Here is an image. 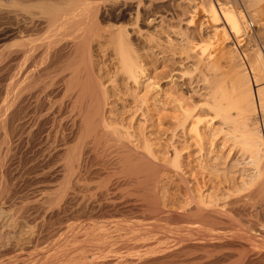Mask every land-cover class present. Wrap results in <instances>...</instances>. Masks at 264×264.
Segmentation results:
<instances>
[{
	"label": "bare ground",
	"instance_id": "1",
	"mask_svg": "<svg viewBox=\"0 0 264 264\" xmlns=\"http://www.w3.org/2000/svg\"><path fill=\"white\" fill-rule=\"evenodd\" d=\"M155 2L157 0H0V8L14 6L10 12L4 9L2 12L0 9V20L2 17L11 19L14 28L11 27L13 35L10 37L20 38L19 45L16 44L17 49L12 51V58L9 56L13 69L11 76L7 78L5 95L0 106V130H3L5 135L4 139H0V154L9 149V145H6L8 133L10 132L11 138L17 136L16 125L20 129L24 126L26 135L24 133L21 135L30 137L37 133L36 128L42 121L43 123L50 121L52 127L42 139L46 144L43 143L44 146L51 151L55 150L54 156L61 157L62 162L59 164V158L56 165L58 167L54 166L58 168L57 173L54 171L55 175L64 182L60 180L61 185L64 184L61 190L64 193L60 192V196L62 195L60 201L62 197L65 199L69 197V191H74L80 207L77 209L83 211L81 208H87L89 212L91 210L92 215L101 214L105 209L117 212L118 208L128 207L146 213L147 216L149 214L150 218L148 227L137 226L127 229L121 225L120 227L124 229L118 228L114 222L97 227L93 221H81L71 235L66 232L49 235L48 247H44L45 249L41 248L44 244H39L42 240L38 242L40 237L38 241H29L19 250L7 248L6 252L10 256L6 254L7 258L3 262L0 261L1 264H252L264 258L263 223L256 232H250L252 228L249 231L216 229L217 227L212 224L233 225L235 219L233 213L232 216L214 208L207 209L212 206L209 204L208 207L205 206L206 202L202 204V200L197 201L196 196L195 198L190 196L192 206L187 212L198 216L197 218L202 219L201 222L207 223L204 226L209 225V228L189 227L186 230L161 231L158 228L154 229L156 225L153 226L154 222L153 224L150 222L162 217L174 221L186 217V214L183 216L184 212L179 214V211L160 206L157 197L159 173L170 168L183 182H187L181 170L187 168L190 157L184 156L187 151L184 152L183 149L186 148L182 149L177 144L180 141H176V134L180 129L185 135L186 126L193 125L194 128L188 131L193 132L194 129L193 133L195 135L197 133L202 139L200 135L202 130L198 132V125L206 118L209 119L205 122L217 126L230 137L232 135L229 139L234 140H232L235 142L233 143L235 146L232 144L234 147L238 142L241 143L240 147L243 146L244 149L241 148L242 151L250 158L249 164L256 170L257 183L254 184L264 193V133L262 134L261 129L257 127L259 125L257 121L254 122L257 111L264 113V60L262 53L254 51L247 54L248 62L243 64L237 49L229 45L234 40L241 48V44H244L241 43L242 35L248 36V31L255 27L250 18L258 16V19L253 20H259V15L264 13V0L243 1L246 2L244 4L249 12L260 13L259 15L256 13V17L248 14L250 20L235 9V4V7L231 6L225 0L215 2L206 0L205 4L192 3L193 0H162L161 3H169L168 7L176 5L180 8L182 4L189 5L188 8L184 5L185 9H180L181 14L177 16L176 21L181 28L179 31L175 30L178 36L197 34L204 29L206 31L204 35L214 40L209 42L216 44L222 37L226 45L222 48L223 45L222 49H217L218 51L213 46L215 52L209 53L207 51L210 45L204 46L205 43L201 39L203 45L194 43L197 47L185 39L176 42L181 51L179 57L181 56L183 60L180 59L182 60L180 70H175L173 74H168L167 71L159 74L161 69L159 73H155L151 70L150 63L144 58L143 60L136 50V46H140L138 41L142 40L145 34H148L150 42H153L155 40L153 30L166 21V16L159 17L157 15L160 13L154 12ZM114 14L118 17L133 18V25L130 28L127 26L114 28L112 25L111 28L109 26L104 28L105 21ZM7 22L11 24L10 21ZM29 28L32 30L29 31ZM258 29L257 31L264 35L263 23ZM35 30L43 33L37 36L38 32L34 33ZM162 33L169 34L165 30ZM170 36L172 35H169V38ZM98 42L104 43L105 56H109L110 62L116 64L115 75L110 76V79H120V83L123 82L125 87L137 90V93L130 94L129 90L124 92L122 86L114 85L116 94L122 101L120 106H123L116 114L109 110L111 106L109 107L107 83L104 85V81H101L103 79L97 76L98 65L93 54L96 50L93 48ZM153 43L151 49L156 51L158 47ZM186 65L188 67L190 65L194 72L186 71V68H183ZM177 80L180 84H175ZM163 86L164 96L161 98L163 105L160 107L161 104H157L158 107L155 103H150L157 100L152 99L149 93L152 89L160 91ZM173 87H177V90ZM141 92L145 93L141 96ZM22 106L26 110L21 112ZM168 106H171V110L176 112L175 115L178 113L179 117H168L172 113L163 115V110ZM170 118L177 121V124L175 123L177 127L171 129V134L168 133L169 128L162 127V124H170L167 122ZM170 120L172 122V119ZM172 125L173 123L170 126ZM199 137H196L197 140ZM21 141L18 140L19 143ZM199 143H202V140ZM5 176H9L8 172L0 165V181L6 178ZM4 185H7V180ZM124 187L132 188L137 195L133 194L134 198L129 195L128 198L132 199L122 203L123 199L120 200L117 196ZM8 192L7 189L0 191V203L3 205L7 204L10 198ZM45 192L39 189L31 202L42 203L41 199L47 195L43 196ZM263 197L260 205L262 218L257 217L261 220H264ZM110 198L120 203H114ZM32 207L39 209L40 206ZM20 210L12 211V215L15 213V217L20 218ZM187 217L189 218V215ZM196 223L198 225V221ZM35 227L37 229L38 226ZM34 237L32 236L33 239ZM50 239L52 242L49 244ZM69 243L74 245L72 249L67 248ZM39 246L41 250L37 249L38 251L34 253L31 251ZM14 253L16 255H13Z\"/></svg>",
	"mask_w": 264,
	"mask_h": 264
},
{
	"label": "rangeland",
	"instance_id": "2",
	"mask_svg": "<svg viewBox=\"0 0 264 264\" xmlns=\"http://www.w3.org/2000/svg\"><path fill=\"white\" fill-rule=\"evenodd\" d=\"M111 1H116V0H111ZM158 1L159 0H157V2H155V5L153 6V7H155L154 12L155 13L157 12L156 14L160 13L157 15L159 17H161L160 15L166 16L167 22L165 21V23L162 26L158 25L156 27L157 30H156V28L154 30L152 29L153 34H154V38H155V40L153 41L154 43L150 42L149 38L147 37L148 34H145L143 39L142 40L140 39L138 41L140 46H136L137 53L140 54L139 56L142 59L144 58L145 61L150 63V67L152 68V69L151 68L150 69L152 71H154L155 73H159L160 69L162 71L160 70L161 72L159 74H161L163 72L165 73L166 71H167L166 73H168V74H173L175 72V70H180V63L183 59L181 56L179 57L181 51H179L180 49H179V46L177 45V43L181 42L183 39L187 40L191 45H194V47L196 45H200L198 43H201V41H203L205 43L204 46L207 47L208 45H210V47L208 46L209 48L207 51L209 53H213V51L215 52V50L218 51L217 49H222L226 46L225 42H224V38H222V37L220 38V40L218 42L215 40L216 44H215V42H214V44H212V42L214 40L212 41L211 38H209L207 35L206 36L204 35V34H206V31L204 29L203 30L199 29V30H201V32L198 31L199 33H197V34H185L184 36L179 35L180 36L179 37L177 32H175V30L179 31V29H181V28L178 27L180 25L176 20H177V16H179L181 14L182 10H180V9H183L184 8L183 6L185 4L184 5L182 4L181 5L182 7H180V8L176 5H170L172 7L171 8V7L167 6V5H169V3L168 4H166L164 2L161 3L162 0L159 2ZM193 1L194 2H192V3H197V2H199V3L205 2L206 3V0H197V1L193 0ZM211 1H213V0H211ZM225 1L227 3H230L231 6H234V4H235V6L237 7L236 8L234 6L235 9L238 12L241 11V14L243 13L244 15H246L247 20L251 19L250 21L254 22V26H255L254 29H252L250 31L247 30L248 36H246V34L242 35V38H241L242 42L241 43H244V44L240 43L242 45L241 48L238 46V44L236 42H234V40H232L231 43H229V45H231V47L234 46L233 48L237 49V53H238L239 57L241 56L240 59H243V60H241L243 64H247V62H248L247 61V54H250L254 51H257L260 54L262 53L261 56H263V60H264V35L260 34L257 31V30H259L258 28H259L260 24H262V23L264 24V13L262 12V14H260V13L256 12L257 15L260 14L259 20L260 19L261 20L260 21L255 20L256 21L255 22L253 19H258V16L256 17V15H255L256 13H251L252 11L249 12L250 10L248 11L247 10L248 8L246 9V5L244 4L246 2H243L244 0H236V1L235 0H225ZM214 2H215V0H214ZM158 6L159 7L161 6V7L159 8ZM188 6L189 5H187V6L185 5L186 8H188ZM12 7H14V6H8V8L3 7L0 9H2V12H3V9L7 10V11L9 10L8 12H10L12 10ZM15 8H13V9H15ZM238 8H239V10H238ZM7 11L6 12L4 11V12L7 13ZM35 11H37V10H35ZM248 14H250V16H252V17L255 16L256 18H254V17L250 18V16H248ZM173 15L174 16L176 15V16L174 17ZM171 18L172 19L174 18L173 21ZM2 20H3V22H2ZM2 20H0L1 21L0 22V60L3 62L2 63L0 61V68L2 70V71L0 70V106H1L2 97L5 95L6 84L8 82L9 77L11 76L12 69H13V67H11V65H13V63H11L12 59H10V57L13 53L12 51L13 50L15 51L17 49L16 44L18 43V45H19V43H20V38H18V37L16 38V36L10 37L11 34L13 35L12 29L14 28V25L12 24L11 19L2 17ZM7 21H10L11 24ZM257 21L259 22V24ZM133 23H134L133 18H131L129 16H127V17L119 16L118 17L117 15L115 16V14H114L113 17L108 18L103 25H105L104 28H106V27L111 28L112 26H114V28L115 27L116 28L125 27V26H127V28H130L133 25ZM246 26H247V23H246ZM11 27H12V29H11ZM165 27H167L168 29ZM22 28H24V25H22ZM30 29L32 30V28H29V31H30ZM247 29H248V27H247ZM164 30L168 31L169 34L168 35L163 34L162 32ZM203 31H204V33H203ZM36 32H38L37 36H39L40 33L41 34L43 33L42 31L39 32V31L35 30L34 33H36ZM8 34H9V36H8ZM176 34H177V36H176ZM163 35H165V37ZM169 35H172V36H170V38H169ZM186 35H189V37ZM193 35H195V36H193ZM197 35L198 36L200 35L201 37L200 36L198 37ZM173 36H175L176 38ZM185 36H186V38H185ZM157 37H160V38L158 39ZM195 37H197V38H195ZM248 37H249V39H248ZM163 38L167 39L168 41L170 40V41L169 42L167 40L165 41V39H163ZM17 39H19V40H17ZM172 39L173 40L175 39L174 42L175 43L177 42V43L175 44L172 41ZM176 39H178V41ZM200 39H201V41H200ZM210 40L212 42H209ZM155 42H156V44H155ZM203 42L201 43V45H203ZM99 43L100 42L95 43L94 48H93V50H96V51H93V54H94V57L96 58V59L95 58L94 59L96 60V63L98 65L97 70H96L97 74H98L97 76H98V78L103 79V80H101L102 82L104 81L103 84L107 83L106 84V90L108 89L107 92H108V96H109V104H110L109 107L111 106L109 108V110L111 111V113L114 112L116 114L120 111V109L123 106H120L122 104V101L119 100V96L116 94L117 90H115V88H116L115 86H119V85H120L119 87L122 86L123 87L122 89L124 90V92L126 90L127 91L129 90L128 93H130V94L137 93V90H136V88H133V87L130 89H129V87H125L124 86L125 84L123 85V82H122V84L120 83L121 82L120 79L114 78V80H116L117 82L114 81L112 78L110 79V76L114 77V75H115L114 70H115L116 64L113 63L112 61L110 62L111 58L109 56H105L104 43L103 42H101L102 44H99ZM149 43H151V44H149ZM152 43L154 46L157 45L158 48L156 49V51L151 49ZM206 43H211V44H206ZM220 43H222V44H220ZM226 43H228V41ZM100 45L103 46L102 47L103 49L101 48ZM213 46H214L215 50L213 49ZM211 48H212V50H209ZM242 55L245 59L242 57ZM180 59H182V60H180ZM178 61H179V63H178ZM175 62H177V63H175ZM174 64H176V66H178V67H176ZM244 66L247 67V65H244ZM189 67H190V65H189ZM189 67H188V65H186L183 68L184 69L186 68V71H189V72L191 71L193 73L194 72L193 68H191V67L189 68ZM9 70H11V72ZM109 70H110V72H109ZM171 70H174V71H171ZM248 70H246V72L251 77V74L249 73ZM170 71L172 73H170ZM230 75L232 76L231 72H230ZM178 81L179 80H177L175 84H180V81L179 82ZM113 82H116V83L113 84ZM111 84L113 85V87ZM163 88H164V86L161 88L160 91H158L157 89L150 90V93H149L150 97L152 99H154L155 101L157 100L156 102L151 101L150 103H155L156 105L161 104L160 107L163 105L161 103L162 102L161 98L163 99V96H164V93L162 92ZM174 89L177 90V87ZM144 93L145 92H141L140 95L142 96ZM186 98L188 99L187 96H186ZM131 99L133 100V98H131ZM188 102L190 104V101H188ZM124 105H126V104H124ZM119 106H120V108H119ZM22 107H24V106H22ZM22 107L20 108L21 112L26 110L25 107H24V109ZM170 107L169 106H168V108L165 107V109L163 110V112H164L163 115H168V114L172 113V115H168V117H171V116L179 117V115H177L178 113L175 115L176 112L171 110ZM165 111H167V113ZM261 113H262V111H260V110L256 112L257 115L254 117V119H255L254 122L256 123V121H257V123L259 124V125H257V127H259L261 129V132L263 134L264 133V128H263L264 113L263 114H261ZM170 119H172V122ZM170 119L169 120L167 119V122L168 123L170 122V124H162V127L164 129L169 128L170 131L168 130V133L171 134V131L174 130L175 127H177V125H176L177 121H175L174 118H170ZM208 119L206 118L205 121H208ZM205 121L203 122L204 124L201 123L198 125V127H199L198 132H200L202 130L201 131L202 133L200 132V135H202L203 138L201 139L199 137V135H197V133H196V135L199 137L200 141L202 140V143H199L200 142L199 139L197 140V138H196L197 136L194 134L195 133L194 129H193L194 133L190 132L192 130V128H194L193 125H191V126L187 125L188 127L186 126V132L187 133H185V135H184V133H182V131L180 129H178L179 130L177 132L178 134H176L177 135V137L175 138L176 141L177 142L180 141L177 144L182 149H183V147L186 148L183 150H184V152L185 151H187V152H185L186 154L183 153V155L185 154L184 155L185 157H186V155L188 157H190L187 168L181 170V173H184L185 177L183 175L182 176L187 180V182L186 183L183 182L181 180L182 178L180 176H178L177 173H175V171L171 170L170 168L169 169H163L159 173L160 180L158 183V189H157L158 190L157 191L158 196L157 197H159L160 206L164 207V208L166 207L165 209H169V210L171 209L173 211H179L178 212L179 214L180 213L183 214V212H184L183 216H185V214H186V217L189 215V218L184 217L182 220H176L177 221L176 222L173 219L170 220V219L162 217V218L154 219V221L150 220V222H152L151 224H153V222H154L153 226L156 225V228H154V229L158 228L161 231H176V230L179 231L181 229L186 230L189 227H192V228L197 227V228H201V229L209 228L210 227L209 225H207V227H205L207 223L206 222L203 223V221L201 222L202 219L200 220L199 218H197L198 216L195 217L192 215L193 213L190 214L189 211L187 212V209L191 208V206H192L190 199H189L190 196H193V198H195L194 196H196V200L198 199L197 201L202 200V202H203L202 204H204L206 202V204H204L205 206H207V207L209 205L212 206L209 208L206 207L207 209H213L214 208L216 210H219L220 212L222 211V213H224V214H229V215H232V213H233L234 216L233 215L232 216L235 217L234 223H232L233 225H230V224H212V225L217 227L216 229H219V228H221L223 230L232 229L235 231L236 230L247 231V229H248V231H249L252 228V231H250V232H256L257 229H260L261 224L262 223L264 224V220H261L258 218L259 220H261V222H260L257 219V217H261L260 215H262L261 214L262 209H260V207H261L260 205H261V202L263 200L262 197L264 196V193L262 192V190L260 191L259 188H257L256 184H254V182L257 183V180L255 178L256 177V170L253 169L254 166L252 164L251 165L249 164V163H251L249 160L250 158H248L249 156L247 153L246 154L244 153L245 151H242L243 146L240 147V145H241L240 142H238V143L236 142L237 143L236 147H234L235 144H233V143H235V142H233L234 141L233 139H232L233 141L231 139H229L230 135L227 134V132H223V131L219 130L217 128V126H214L213 124L210 125V123L205 122ZM41 123L36 128L37 133L30 136V137L25 136L26 132L23 128L24 126H21L22 129H20L16 125V127L18 129H16L15 134L17 136L15 135L16 137L11 138V136L9 137L10 132L8 133L9 135L7 137L8 140L6 141L7 142L6 145L7 146L9 145L8 146L9 149L8 150L6 149L7 151H4L0 154L1 155L0 156V165H3V167L6 168V171L8 172V175H9L8 177L5 176L6 178H2L3 180L1 179L2 183H0V184H2L1 185L2 187L0 186V191L7 189L9 191L8 193L10 196L7 204L3 205L2 203H0V261L3 262L4 259L7 258V256H5L6 254H8V257L10 256V254L6 252L7 248L12 247V248L19 250L21 248H24L26 246V243H29V241L30 242L32 240L38 241L39 237L40 238H39L38 242H40V239L42 240V242H40L39 244H41V245L44 244V246L40 245L41 248L48 247L47 242H48V238H50L49 235H51L53 233L51 235V236H53L54 234H57L60 232L61 233L66 232V233H69L71 235L72 233H74V230H75L74 228L81 221H89V222L93 221L92 223L95 224L97 227L106 226L107 224H109L111 222H114L113 224H115V225L117 224V227L119 226L118 228H120V229H124V228L127 229L129 227L130 228H132V227L137 228V226L138 227H141V226L142 227H145V226L148 227L147 224H149V219H150L148 217L149 214L147 216L146 213L137 212L133 208H128V207H125L122 209L118 208L117 212L111 211V209H105L104 211H101V214L92 215L93 213L91 212V210H90V212L92 214L89 212V209L87 210V208H81L82 210L86 209L85 211L79 210L80 207L78 206V202L76 200L77 197L75 196L76 194L74 191H69L70 192L68 195L69 197H66V199L62 197V200L64 199L65 201L64 200L63 201L66 203H64L62 200L60 201L59 199H61V196H62V195L60 196V192L64 193L63 191H61L64 188V184H62L63 185V188H62V185L60 182V180L62 178L59 179V177L57 175H55L57 173L56 169H58L55 167H58L56 165H58L57 162L59 161L58 160L59 158H60L59 164L62 161H61V157L54 156V151H55L54 149H52V151H51L47 148V146H44L45 143L43 142L44 140L42 139V138H45L44 135L52 127V123L50 121H44V123L42 121ZM171 123H173V125H176V126H173V125L170 126ZM15 124L16 123H14V125ZM190 128H191V130H190ZM214 128H215V130H214ZM188 129L190 131H188ZM18 132H19V134H18ZM21 133H24L25 135L24 134L21 135ZM204 133H205V135H204ZM0 135H1L0 139L5 138V137L3 138V135H4L3 130H0ZM226 135H228V136H226ZM236 135H237V133H236ZM168 137L170 138V135H168ZM17 138L21 139L22 141L19 143L18 142L19 139L17 140ZM230 138H232V135ZM9 139H12V140H9ZM203 139H205V140H203ZM196 140H197V142H196ZM183 144H184V146H183ZM200 144L202 146H199ZM45 148H47V149H45ZM52 152H53V154H52ZM53 167H54V169H53ZM254 172H255V174H254ZM46 173H48V174H46ZM58 179H59V181H58ZM6 180H7V185H4ZM254 180H256V181H254ZM188 181L190 183H188ZM49 185H51V186L54 185V186L51 187ZM51 188H53V189L51 190ZM39 189L46 191L45 194H43V196L47 194L45 196L47 198L43 197L41 199L42 203H40V204H35L34 201H32L35 205L34 204L31 205V203H32L31 200H34V198H32V197L34 195H37V193L39 192ZM190 189H191V191H193L192 194H191ZM131 190H133V189L132 188L129 189V187L121 188L117 198L120 200L123 199V201H121L122 203L129 201V199H132V197L128 198L129 195L133 196V194L136 193V192L134 193V190L133 191H131ZM124 191H126V192H124ZM262 194H263V196H262ZM136 195H137V193H136ZM134 197L135 196H133V198ZM218 198H219V200H218ZM110 199L113 200L112 198H110ZM113 201H114V203H117V204L120 203V201H115V200H113ZM60 202H62V203L59 204ZM75 202H77L76 203L77 205L75 204ZM41 204H42V206H41ZM189 204H190V206H188ZM207 204H209V205H207ZM22 205L24 207H22ZM239 205H240V207H239ZM26 206H28V207H26ZM32 206H40L39 207L40 210L38 209V207H32ZM124 206H125V204H124ZM16 207H18V208H16ZM13 208H16V209H13ZM77 208H79V209H77ZM240 208H242V209H240ZM17 209L18 210L21 209L20 210L21 211V217L20 218L15 217V213H13L14 215H12V211L14 212V210H15V212H16ZM147 217H148V219H147ZM254 220H255V222H254ZM197 221H198V225H196ZM187 222H188V224L191 223V225H188ZM256 222L258 223L257 225H256ZM145 223H146V225H145ZM15 224H17V225H15ZM143 224H144V226H143ZM35 225L38 226L37 229H36ZM40 225H41V227H40ZM120 225L124 228H121ZM212 225H211V227H212ZM157 226H159V227H157ZM254 226H255V228H254ZM184 227H186V228H184ZM163 228H165V229H163ZM213 229H215V228H213ZM254 229H256V230H254ZM33 231H35V233ZM36 231H37V233H36ZM32 232L34 233V235ZM32 236L33 237L35 236L34 237L35 239H33ZM45 242H46V244H45ZM50 242H52L51 239L49 240V244H50ZM40 246L38 248H36L35 250L33 249L34 251L33 250H31V251L34 253L38 250H41ZM73 247H74V245H72L71 243H69L67 246V248H71V249ZM13 255H16V254L14 253ZM0 264H1V262H0ZM252 264H264V258L256 260Z\"/></svg>",
	"mask_w": 264,
	"mask_h": 264
}]
</instances>
